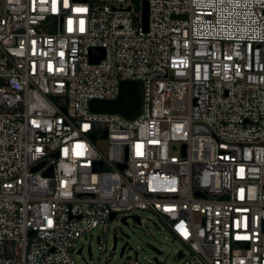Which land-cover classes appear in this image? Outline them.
<instances>
[{
  "label": "built area",
  "instance_id": "obj_1",
  "mask_svg": "<svg viewBox=\"0 0 264 264\" xmlns=\"http://www.w3.org/2000/svg\"><path fill=\"white\" fill-rule=\"evenodd\" d=\"M143 2L0 0V264H78L140 210L177 264H264V0ZM124 79L135 117L90 110Z\"/></svg>",
  "mask_w": 264,
  "mask_h": 264
},
{
  "label": "rangeland",
  "instance_id": "obj_2",
  "mask_svg": "<svg viewBox=\"0 0 264 264\" xmlns=\"http://www.w3.org/2000/svg\"><path fill=\"white\" fill-rule=\"evenodd\" d=\"M97 144L104 147L105 140L99 139ZM126 214V222H123L121 217ZM137 214L141 215V222L134 220L129 212H119L115 217L108 219L105 228L98 226L89 233L82 234L77 241V247L83 244L82 250L75 253L77 263L120 264L123 259L120 249L125 244L124 251L128 246H131L132 248L128 251L138 250L140 255H145L153 260L154 264H177L176 250L182 247V243L177 238L172 240L169 231L163 227L157 216L151 211L140 210L137 211ZM100 234L104 237V250H100L98 247L97 236ZM114 236L116 237V246L113 248ZM88 245H90V252H88ZM153 246L161 249L162 252L157 253Z\"/></svg>",
  "mask_w": 264,
  "mask_h": 264
},
{
  "label": "water",
  "instance_id": "obj_3",
  "mask_svg": "<svg viewBox=\"0 0 264 264\" xmlns=\"http://www.w3.org/2000/svg\"><path fill=\"white\" fill-rule=\"evenodd\" d=\"M142 21L143 26L146 27L147 23V3L146 0L143 2L142 8ZM104 50L102 47H92L90 49V60L97 61L103 56ZM89 108L94 112H117L125 117L133 118L135 117L141 109V84L137 79H124L119 83V93L117 97L113 99H91L89 101ZM105 135V133H104ZM43 162L38 163L33 167V169H37L42 165ZM99 167V165H97ZM123 166V165H121ZM45 173L51 174L52 168L45 170ZM114 216V212L110 214V218ZM134 220L140 222L138 215H132ZM121 220L125 221V217H122ZM116 246V237L114 236V241L112 247ZM125 244L122 245L120 249V254L123 253ZM154 249L158 251V249L153 246ZM82 249L79 248L80 252ZM88 252H90V245H88ZM181 251H179L178 255H181Z\"/></svg>",
  "mask_w": 264,
  "mask_h": 264
}]
</instances>
